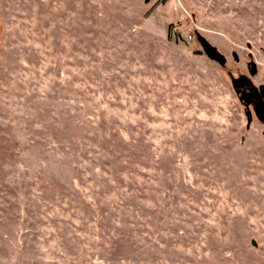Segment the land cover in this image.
<instances>
[{"label":"rangeland","instance_id":"374dc122","mask_svg":"<svg viewBox=\"0 0 264 264\" xmlns=\"http://www.w3.org/2000/svg\"><path fill=\"white\" fill-rule=\"evenodd\" d=\"M243 78L264 0H0V264H264Z\"/></svg>","mask_w":264,"mask_h":264},{"label":"flooded vegetation","instance_id":"af4514ba","mask_svg":"<svg viewBox=\"0 0 264 264\" xmlns=\"http://www.w3.org/2000/svg\"><path fill=\"white\" fill-rule=\"evenodd\" d=\"M241 80L245 81L244 85H242L239 89H235V91L238 94L239 100L244 106L245 112H250L251 121L253 120V117H256L259 122L264 124V113L261 114L262 118L259 117L258 113L259 107L264 109L261 105V103L264 104V87H261L262 85L264 86V81L259 83L258 85H254L246 78H243ZM241 97L243 98V100H241ZM246 99L249 100L248 103L244 102Z\"/></svg>","mask_w":264,"mask_h":264},{"label":"water","instance_id":"95a60500","mask_svg":"<svg viewBox=\"0 0 264 264\" xmlns=\"http://www.w3.org/2000/svg\"><path fill=\"white\" fill-rule=\"evenodd\" d=\"M145 1H149V0H145ZM197 38H198V41H199V43H200V45H201L204 53L206 54V56L208 58H210L211 60L216 61L220 65H224L225 64V62H226L225 56L222 53H220L215 46H213L202 35H198ZM249 63H250V70H249V72H250L251 75H253L256 72V64L253 61L252 62H249ZM244 82H245L244 80L235 79L232 82V86H233L234 89H239L242 85H244ZM261 87L263 88L264 86L262 85ZM241 100H243L242 97H241ZM248 101L249 100L246 99L244 102L245 103H248ZM261 105L264 108V104L261 103ZM258 109H259V111H258L259 117L262 118L261 114L264 113V109H262L261 107H259ZM245 114H246V123H247V125H249V123L251 121L250 112L249 111H246Z\"/></svg>","mask_w":264,"mask_h":264},{"label":"trees","instance_id":"16d2710c","mask_svg":"<svg viewBox=\"0 0 264 264\" xmlns=\"http://www.w3.org/2000/svg\"><path fill=\"white\" fill-rule=\"evenodd\" d=\"M170 27V26H169ZM168 34H170V29H168ZM100 143H103V140H102V138H100V140H99V144H98V146L100 145ZM115 144V143H114ZM122 144L123 145H127L128 146V143H126V142H123V141H120L119 143H116L115 144V147H117V148H120L121 146H122ZM108 154V153H107ZM109 156H111V157H113V154H108ZM124 158H126V160H125V162H124V165H125V168H124V174H125V171L126 170H128V169H132V170H134L133 169V167L135 166L136 168H137V170H138V166H136V165H134V162H131V160H130V156L128 155L127 157L126 156H121L120 158H119V160H118V162L115 164V167L117 168H122V166H120V164H119V161L121 160V159H124ZM117 168V169H118ZM130 173H132L131 171H130ZM115 181V180H114ZM123 188H125V185H123L122 184V189ZM130 191H133V189H131ZM252 244L253 245H255V241H252ZM144 251H145V249H144ZM128 257L127 256H124V258H122L121 260H119V263H123V262H125L123 259H127ZM126 261H128V260H126Z\"/></svg>","mask_w":264,"mask_h":264}]
</instances>
